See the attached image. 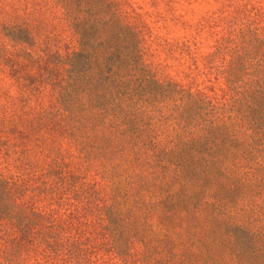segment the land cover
<instances>
[{
  "label": "trees",
  "instance_id": "obj_1",
  "mask_svg": "<svg viewBox=\"0 0 264 264\" xmlns=\"http://www.w3.org/2000/svg\"><path fill=\"white\" fill-rule=\"evenodd\" d=\"M59 1L72 52L40 55L30 23L4 27L23 66H37L24 88L56 104L15 120L33 143L0 113L15 168L0 172V264L29 250L37 264H264V34L227 22L199 72L223 80L209 95L195 78L158 77L115 0ZM31 144L55 155L34 166Z\"/></svg>",
  "mask_w": 264,
  "mask_h": 264
},
{
  "label": "rangeland",
  "instance_id": "obj_2",
  "mask_svg": "<svg viewBox=\"0 0 264 264\" xmlns=\"http://www.w3.org/2000/svg\"><path fill=\"white\" fill-rule=\"evenodd\" d=\"M118 8L125 13L129 22L136 26L142 38V52L145 61L150 64L160 78H172L184 85H189L192 78L209 95L220 94L223 80L205 72L203 57L212 52L216 41L225 33L227 22L238 17L242 22H254L260 34H264V0H115ZM59 0H0V113L8 119L19 122L22 131L30 134L31 140L38 136L36 132L23 127L32 115L39 116L41 110L51 111L56 104L55 96L48 90L39 93L24 88V78L37 73V66L26 67L22 64L19 44L5 36L4 27L30 23L35 40L33 49L39 51L48 46L50 53L66 54L77 48L78 39L69 24L63 19ZM11 51V52H8ZM14 51V52H13ZM43 55L44 52H36ZM11 59V60H10ZM10 60V61H9ZM10 64H14L12 68ZM206 86H211L206 88ZM30 100L27 101V94ZM32 93V95H31ZM52 114H54L52 112ZM13 118V119H11ZM24 118V119H23ZM20 119L23 121H15ZM22 141L19 133L12 136ZM57 138V136H55ZM54 138V139H55ZM50 136L47 138L49 142ZM61 150L67 149L62 142ZM31 163L36 166L46 163L49 149L41 150L32 144ZM0 150V172L8 174L15 171L14 156L9 159ZM22 170V168H21ZM23 171V170H22ZM43 208V204H38ZM50 208H53L50 206ZM45 209V208H44ZM92 243L106 248V239L99 226L91 227ZM91 244V243H88ZM102 253V251H100ZM32 250L24 253L23 264H37ZM40 258V256H39Z\"/></svg>",
  "mask_w": 264,
  "mask_h": 264
}]
</instances>
